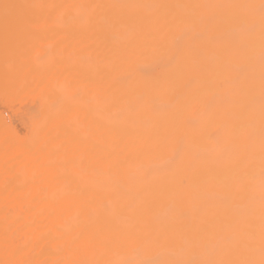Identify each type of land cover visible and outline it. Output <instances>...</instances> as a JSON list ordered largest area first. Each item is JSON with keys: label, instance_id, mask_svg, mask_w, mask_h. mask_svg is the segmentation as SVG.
I'll return each instance as SVG.
<instances>
[{"label": "bare ground", "instance_id": "obj_1", "mask_svg": "<svg viewBox=\"0 0 264 264\" xmlns=\"http://www.w3.org/2000/svg\"><path fill=\"white\" fill-rule=\"evenodd\" d=\"M25 23L55 71L33 164L0 167V264H264V0H0L2 38Z\"/></svg>", "mask_w": 264, "mask_h": 264}, {"label": "rangeland", "instance_id": "obj_2", "mask_svg": "<svg viewBox=\"0 0 264 264\" xmlns=\"http://www.w3.org/2000/svg\"><path fill=\"white\" fill-rule=\"evenodd\" d=\"M12 23L15 24V25L13 24L14 26H19L18 24L16 25V22H14V21L13 22L12 21H9V22L7 21L6 24L7 25L9 24V26H13ZM31 24L32 23H30V24H27V23L22 24L24 26H22L20 24L22 26L21 28L27 26V27H25L26 29L23 28V30L25 31V33L23 32L24 33V36H22L23 38L24 37L26 38V41L23 40V38H19V39L16 40L15 38H16L17 35H11L10 37L8 36L7 40H6V37L5 38L4 37L2 38L0 36L1 41H6V42H8V40L11 41V43H10V41L7 43L9 46L12 44V47L14 48V45H13V42L14 41H15V45H16L15 48H14L15 50L12 49L11 46H10V51H9L10 52L9 53L10 54L9 56L11 57V59L9 60L10 63H6V64L4 63V65L1 64L2 66L0 65V74H1V77H0V82H1L0 83V124L1 125L3 124V126L4 125L5 126L6 125L9 126L10 128L6 129L7 132L9 130H13L21 138V140H19V142H15L14 141V138L12 137L13 134L11 132L10 133L4 132V133H7V134L5 136L3 135V137H0V167L3 168L2 165H1L3 163L5 165V166L3 165L5 167V169L8 167V165L13 167L15 165V164H13L15 161H16L15 162L16 163V167L18 166V163L17 162H24V160H25L24 163L27 162V164H26L25 167L28 166V168H29V167H31V164H33V162H32L33 160H31L32 158H31V155H29V151L28 150H24V149H20V148L17 149V145L23 146L24 142L28 139V136H29V138L30 137H32V138L34 137V138L37 139L36 135H34V132L39 127L38 128H34L35 130H32L33 128H31V125H29V124H31L30 123V120H29L30 119L29 116H30L31 111L29 112V110H31L30 106H31L32 98H33L32 93H34L32 89H31L32 91L30 90V87L35 82H37V80L39 79V77H42L44 75V74L42 75L43 72H45V74H46V72L48 71L49 72V75H50L49 69H51V67L54 66L51 63V57H54L55 54L51 53V54H53L51 57H48V56L46 58L44 57L43 58L44 60L41 63V61L36 60L37 55L39 53H37L36 57H35V55H33V53H31V51L33 52V49H36L37 47H42V46L44 47V44L46 42L49 43V39H50V37H52L51 34L49 35V33H51L52 30H49V33H48L47 29L45 28L46 31H44V32L41 31L40 32L41 35L38 34L39 36L37 37L36 36V33L34 34V31L35 30L37 31V29H35V28H37L38 26L36 27L35 24H33V25H31ZM44 25L47 26L46 24H44ZM31 26H33V27H31ZM41 26H43V25H41ZM31 28L33 30H31ZM39 30H40V28H39ZM41 30H43L42 27H41ZM21 33H19V34H21ZM37 33H39V32H37ZM12 36H15V37H12ZM2 39H4V40H2ZM21 39L23 40L21 42L24 44V46H22L23 45L22 43H19V40H21ZM57 39L58 38L56 37V40ZM59 40H57V42H59L61 44V42H63V40L62 41H59ZM17 44H19L18 47H17ZM56 44H55V47L58 45V44L57 45ZM25 46H27V47H25ZM11 49H12V51H11ZM53 49L55 50V48H53ZM56 51L58 53V50L57 49H56ZM56 51H53V52L55 53ZM28 54L31 55V56H33L35 59L33 57H31V58L27 57ZM0 56L2 57V59H3V57H5V55H1V54H0ZM38 58L40 60L41 57H38ZM63 58H64V56H63ZM2 59H0V62L3 61ZM53 59L54 58H52V61H53ZM41 66H42V68H43V66L44 67L49 66L50 68L48 69V67H47L48 70H45V71L41 72L40 71L41 70ZM21 68H23V69H21ZM52 71H55V68ZM3 74L5 75V78L6 79L2 78V75ZM28 75H30V77H28ZM21 76H22V79H21ZM49 77L47 75V78H49ZM13 79H14V81H13ZM1 87H2L3 90H1ZM14 87H15V89H14ZM27 112L29 114H26ZM19 114H20V116H19ZM24 118H25V120H24ZM28 120H29V123H28ZM3 126H1L0 129H2ZM3 130H5V128H3ZM31 131L33 132V135L32 134H29V132H31ZM2 133L0 134L1 136H2ZM35 134H36V132H35ZM33 139H31V140L28 139L27 142L28 141L32 142ZM30 153H31V150H30ZM24 165H23V163H21L20 166L23 167ZM1 168H0V170H1ZM18 168H20V167H18ZM8 169H9V167H8ZM4 171H6V170H4ZM16 172H14V173H16ZM18 173L17 174H10L9 173V175L7 173L6 174V176H7L6 178L9 179V181L7 179V182H10L11 181L10 179H12V178H15L16 179L17 177H19L20 174H18ZM12 181H13V179H12Z\"/></svg>", "mask_w": 264, "mask_h": 264}]
</instances>
